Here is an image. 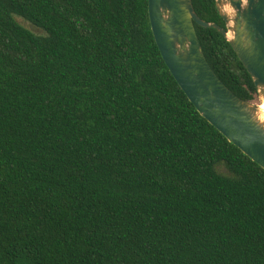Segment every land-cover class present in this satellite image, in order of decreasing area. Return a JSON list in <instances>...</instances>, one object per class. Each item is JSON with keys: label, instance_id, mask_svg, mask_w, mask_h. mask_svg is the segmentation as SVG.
Returning <instances> with one entry per match:
<instances>
[{"label": "trees", "instance_id": "obj_1", "mask_svg": "<svg viewBox=\"0 0 264 264\" xmlns=\"http://www.w3.org/2000/svg\"><path fill=\"white\" fill-rule=\"evenodd\" d=\"M193 4L226 27L216 0ZM148 7L0 0V264H264V167L191 102ZM195 27L255 101L228 39Z\"/></svg>", "mask_w": 264, "mask_h": 264}, {"label": "water", "instance_id": "obj_2", "mask_svg": "<svg viewBox=\"0 0 264 264\" xmlns=\"http://www.w3.org/2000/svg\"><path fill=\"white\" fill-rule=\"evenodd\" d=\"M152 31L172 74L198 111L230 142L264 167V117L260 104L234 93L211 67L195 23L231 43L264 102V0H216L226 27L202 19L193 0H148Z\"/></svg>", "mask_w": 264, "mask_h": 264}, {"label": "rangeland", "instance_id": "obj_3", "mask_svg": "<svg viewBox=\"0 0 264 264\" xmlns=\"http://www.w3.org/2000/svg\"><path fill=\"white\" fill-rule=\"evenodd\" d=\"M18 20L27 28L31 29L33 32L37 33V34H41L44 35L45 32L44 30H42L41 28L33 25L32 23H30L27 20H24L23 18H18ZM254 104L259 105L261 103V99L259 98V95L257 97V99L255 101H253Z\"/></svg>", "mask_w": 264, "mask_h": 264}, {"label": "bare ground", "instance_id": "obj_4", "mask_svg": "<svg viewBox=\"0 0 264 264\" xmlns=\"http://www.w3.org/2000/svg\"><path fill=\"white\" fill-rule=\"evenodd\" d=\"M259 106H260V109H261V111L263 113V117H264V102L260 103Z\"/></svg>", "mask_w": 264, "mask_h": 264}]
</instances>
